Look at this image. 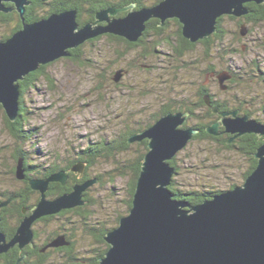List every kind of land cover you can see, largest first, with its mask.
<instances>
[{
  "label": "rangeland",
  "instance_id": "1",
  "mask_svg": "<svg viewBox=\"0 0 264 264\" xmlns=\"http://www.w3.org/2000/svg\"><path fill=\"white\" fill-rule=\"evenodd\" d=\"M43 9L40 13L44 12ZM247 14L222 15V24L227 30L223 48L209 60L205 58L204 44H197L179 55L178 42L172 39L175 33L169 32L175 29L172 22L162 34H169L166 35L170 37L168 44L155 29H151L138 46L101 34L92 43L85 41L80 44L83 45L80 57H60L43 64L35 76L26 75L23 99L29 113L22 124L24 136H27L24 143L10 133L4 110L0 109V187H18L17 179L8 173L13 146L22 148L27 163L37 167L38 171L42 167L63 165L79 156L88 144L102 140L123 141L130 130L143 129L153 115H158L162 108L174 101L185 97L196 102L201 85H208L216 93V98L228 103L235 100L233 94H237L241 102L246 99L243 104L252 110L251 118L262 117L264 81L259 75L264 78V21L247 20ZM237 21L244 24V34H239L242 25L239 27ZM7 32L8 28L0 22V37ZM209 64L214 65L217 71L230 67L239 73L241 79L233 88L222 89L218 79H214L216 76L204 73ZM119 71L120 77L115 80V73ZM250 77L252 80L249 82ZM220 118L221 115L218 120ZM193 121L196 119L190 123ZM16 129L20 130L19 127ZM140 150L138 142H130L126 149L119 150L121 152L104 155L93 164H87L89 179L96 177L83 191L89 201L83 205L82 212L88 213L90 223L106 227L117 225V217L124 212L125 200L128 199L131 162ZM174 159L179 167L177 179L181 184L197 186L204 183L216 190H227L232 184H241L250 165L247 154L226 148L220 141L212 139L190 140ZM68 184L71 182L67 181L64 186ZM57 213L34 220V242L41 245L49 234L55 237L65 229L74 237L71 250L78 253V259L92 257L99 243L92 234L78 226L77 213L64 214L70 221L76 219L74 227L69 226L62 216L51 217ZM55 247L58 246H47V252L40 253L38 257L30 253L28 258L31 262L41 259L39 264H56L60 251L53 250ZM91 250L93 252H83Z\"/></svg>",
  "mask_w": 264,
  "mask_h": 264
},
{
  "label": "water",
  "instance_id": "2",
  "mask_svg": "<svg viewBox=\"0 0 264 264\" xmlns=\"http://www.w3.org/2000/svg\"><path fill=\"white\" fill-rule=\"evenodd\" d=\"M6 2L12 6H6ZM247 2L264 0H160L138 9L133 6H110L95 12V19L80 25L77 10L53 12L44 18L25 21V7L30 0H0V11L15 9L22 27L0 40V104L9 120L15 121L21 96L20 81L41 65L70 56L69 49L101 34L111 33L135 42L146 28V22L158 18L163 24L176 18L181 33L190 42H197L216 31L222 15L242 16L249 12ZM128 8H130L128 10ZM128 10L117 17L119 11ZM105 22V24H100ZM244 24L241 34H244ZM116 72L114 79L120 77ZM230 74H217L222 89ZM207 103L208 98L205 97ZM213 111H217L216 108ZM188 113L169 111L149 127L128 138V142L148 140L132 205L116 226L107 229L103 239L108 244L99 264H264V142L254 153L257 164L239 185L220 190L211 198L191 205L175 198L168 188L175 168L170 160L197 133L194 126H183ZM234 137L246 133L264 136V123L240 114L238 110L222 112L220 120L206 127L209 134L222 131ZM23 163L16 164V176L23 178ZM84 163L76 162L70 171L82 174ZM68 172L60 170L45 179H32L30 186L40 192V199L31 214L25 216L9 242L0 234V253L15 243L20 248L32 244V223L37 218L85 203L83 191L95 179L75 183L71 191L47 198L50 181L65 185ZM68 244L63 235L50 245ZM20 257L16 264H20Z\"/></svg>",
  "mask_w": 264,
  "mask_h": 264
},
{
  "label": "trees",
  "instance_id": "3",
  "mask_svg": "<svg viewBox=\"0 0 264 264\" xmlns=\"http://www.w3.org/2000/svg\"><path fill=\"white\" fill-rule=\"evenodd\" d=\"M159 1L160 0H152L150 2H153V4H154V3H157ZM131 2L135 3L136 7L144 6V4H145L143 2V0H30V3L28 5H26V7H25L24 17H25V21L32 22V21L38 20L40 18H44L53 12H60V11L66 10V9H75V10H77V21L79 23H84L86 21H92L94 19L95 12H97L100 9L107 8L110 6L124 7L125 5H127ZM5 4L8 7L12 6V3H10V2H6ZM245 5L249 9L248 14L246 15L247 20L264 21V3L256 4L254 2H247V3H245ZM42 8H44L43 11L45 13L44 12L40 13V10ZM83 15H85V17H83ZM230 18L235 19L232 16ZM155 20L156 19L152 18L149 21H147L146 24L148 26H151L150 24ZM176 21L178 22V20H176ZM222 21H223L222 16L217 18L216 31L212 35L205 37L201 40H198L197 42H190L188 39L184 38L182 33H181V30H180L181 25L178 23L179 41H178V45L176 47H177V49H179V52H178L179 55L182 56L186 51L191 50L197 44H204L205 45L206 49H205L204 54H205V58L206 59L208 58V60L212 57V55L214 53L215 54L219 53V50H221V48H223L222 43L225 40V37L227 34V30L224 28ZM0 22L4 24L5 28H8V32L3 34L0 37V39H5V38L9 37L13 32L20 29L22 27V23H23L21 16L19 15V13L15 9L8 11V12L0 11ZM237 25L240 27L242 25V23L240 21H237ZM148 26L146 28L151 29L152 26L151 27H148ZM143 34H144V36L146 35L145 30H144ZM239 34H241L240 31H239ZM111 36L113 38L119 40V41H125L129 45H133L132 42H129L120 36H116V35H114V36L111 35ZM99 37L100 36H97V38H99ZM93 40H94V38L88 40V43H92ZM82 47H83V45H80L76 48L69 49V51L71 53L70 56L80 57V53H81L80 51H81ZM231 50H233V49H231ZM234 50H235V48H234ZM213 51H215V52H213ZM39 68L35 71L39 72V70H41L43 68V65H41ZM222 71L228 72V74H230V76H231L230 78L226 79L223 82V84L226 86L227 89L233 88L234 85L236 84V81L238 79H241L239 73L237 71L233 70L232 68L225 67L224 70L217 71L215 69L214 65H212V64H209V66L205 68L204 73L206 75L216 76L214 78L217 80L218 79L217 74H219ZM257 71H259L258 68H257ZM34 73L35 72L32 71L29 74H27V76L28 75L35 76L36 74L34 75ZM212 73H215V74H212ZM37 76H39V75H37ZM249 76H251V75H249ZM259 78L264 81V78L262 76L259 75ZM24 79L22 81H20L21 96L19 98V101H20L19 111L17 114V118L15 120L18 123L20 122V124L17 125V128L19 127L20 130H17V129L14 130L9 126L10 133H12L14 138H16L18 141H21V142L23 141L22 143H24V141L26 140V137L24 136L26 133L22 129V124L24 122L25 117L29 113V111H27V109L25 108L24 99H23V94H24V91L26 89ZM250 80H252V77L249 78V82H250ZM253 83L254 82H252V84ZM219 86H220V84H219ZM220 88H221V86H220ZM233 95H234L235 100L231 101V102H234L233 104H231V102L228 103L226 100L216 98V96H217L216 93H214L208 85H201V86H199V89L197 92L198 100L196 102L195 101L193 102V101L188 100L185 97H183L182 100L180 99L179 101H174L171 105H166L164 107V109L162 108V111H160V113L158 115L152 116V119L145 124L143 129H146L147 127H149L161 115H163L169 111L187 112L188 113V117H187L188 121H186L183 124V126L190 125V126H194L197 129V133L195 135H193L191 140H193V139L217 140V141H220L222 143V145H224L226 148H234V149L240 150L249 156L250 165H249V167H247L246 171L244 172V175H243V180H244L246 178V176L252 172V170L255 168V166L257 164V158L254 156V153H255L257 147L264 142V136H258L255 133H246L245 135H242L239 138H235L233 142L227 143L229 136H227L225 134H219V135L215 136V135L209 134L206 130V127L208 125H210L211 123H213L219 119V116L221 115L222 112H231L234 110H238V112L240 114H248L249 117H251L252 110L247 109L245 107V105L243 104L244 102H246V99H243V101L241 102L236 97L237 94H233ZM205 97L208 98L209 103L206 102ZM248 102L249 101H247V103ZM214 108H216L217 111H213ZM0 109L2 110L1 104H0ZM261 109H262V111H264L263 107H261ZM5 119L8 123V125H10L14 122V121H10L8 119V117L6 116V114H5ZM193 119H196V121L195 122L193 121L192 123H190V121ZM255 119L264 123V115H262V117H260V118H255ZM143 129H142V127H138V128L130 130L127 133V135H125L123 137V139H122L123 141H121V142H118L116 140H112V141H108V142L102 140V142H95L93 147L90 150H87V149L82 150V152L80 154H78L79 156H77L76 158L71 160L68 164H66V166L63 167L62 165H59V166L58 165H52L51 167L47 168L48 173L42 174L41 176L46 175L44 177L47 178L49 175H51L52 172H55V171L58 172V171H60L61 168L62 169L63 168L68 169L69 167L72 166V164L74 162H77V161L86 160V161H88V164H93L96 160H98L100 157H103L104 155L107 156L110 153H116L121 149L122 150L126 149L128 144H129L128 138L130 137V135L133 133H137ZM220 129L223 131L224 127H221ZM139 145L141 146V150L138 153V155L135 157V159L131 162L132 167H130V170H131L130 180L128 182V187H127L128 199L125 200V210L123 213L118 215L116 224H118L120 217L123 216L124 214H126L132 205V196H133L134 189L136 186L137 176H138V173L140 170V166L142 163L143 156H144L145 152L147 151V146H146L147 140H143L142 142L139 143ZM119 152H121V151H119ZM20 155H21L23 166L26 167L28 169V171H32V170H34V168L36 170H38L37 167H33L32 165L27 163L26 155L23 154L22 148L20 149ZM16 157H20L19 154H17ZM174 158H175V156L170 160V164L172 166H174L175 174L171 178V183L168 185V188L173 193L175 198L182 200V201H185L191 205H194V204L202 202L203 200L211 198L214 194H216L217 192L220 191V190L212 189L211 186L206 185L204 183H201L199 185L197 184V186L195 185L196 187L193 186L192 184H189V183L188 184H181L179 182V180L177 179V175L179 174V167L176 166V164L174 162V160H175ZM122 167H123V165L121 167H119L117 169V171L119 169H121ZM89 177L90 176L86 174V175H84V177L82 179H78V180H82V181L85 179L88 180ZM45 178H43V179H45ZM75 179H76V177L74 178V175L71 174L70 179H68V181H70L71 184H68L66 186L61 185L59 183L50 182L49 183V192H48L49 195L57 196V195H61V194L65 193V192L71 191V187H72L71 185L75 181ZM182 185H184L183 188H182ZM234 185L235 184L230 185V188L233 187ZM110 190H111V188H110ZM84 197L89 201V198L87 195H85ZM85 217H88V214H86ZM112 227L111 226L106 227L105 225H100L99 227L93 226L92 224L86 225V230L93 232V236L95 238H98L97 239L98 242L101 243V245H100L101 247L98 248V250H96V254H94L95 255L94 259L91 261L90 264H99V258L102 255H104L105 251L108 248V244L106 242H104L103 236L105 234V231L107 229L112 228ZM66 241H68L70 243V241L68 239H66ZM69 243L67 245L65 244L66 248H70V247H68ZM42 248H43L42 244L35 247V249L38 251H40ZM22 253H24V252L23 251H21V252L15 251L14 258L10 262V264H15L17 258ZM77 255H78V253H74V252H72V250H69L67 257L70 258V262H78L75 264H83L82 262H88V260H91L90 259L91 257H84L82 260H80V259H78ZM39 262H41V261H39ZM28 264H31V263H28Z\"/></svg>",
  "mask_w": 264,
  "mask_h": 264
},
{
  "label": "flooded vegetation",
  "instance_id": "4",
  "mask_svg": "<svg viewBox=\"0 0 264 264\" xmlns=\"http://www.w3.org/2000/svg\"><path fill=\"white\" fill-rule=\"evenodd\" d=\"M143 2L145 3L144 6L153 5V2H146L144 0H143ZM130 5L133 6L132 9H138V8L144 7V6L136 7L135 3H133V2H131V3L127 4V5H125V6H130ZM129 9L130 8H128V10ZM128 10L119 11L116 16L117 17L124 16L127 13ZM94 19H95V16H94ZM153 19H156L157 21L155 20V21H153L150 24L152 27L148 26L147 24H146V27L147 26L151 27V29H155L156 32L160 33V36L164 38V42L167 43V44L170 41V37L169 36L166 37V35H169V34H166L164 36L162 34H164V31L166 30V27L169 26L170 23L174 22L175 29H173V31H169V32H174L175 35L172 37V39L176 40L177 42L179 41V34H178V23H179V21L177 22L176 18H168V19L165 20V22L163 24L160 23L161 21L158 18L154 17ZM86 22H90V21H86ZM86 22H84V23H86ZM84 23H79V24L83 25ZM100 24H105V22H101ZM151 29L145 28V31H146L145 37L147 36V33H149ZM180 30H181V28H180ZM106 34H108L110 36L111 35L114 36V34H111V33H106ZM143 38H144V34L142 33V35L139 37V39L137 41L132 42L133 45L138 46L139 44H141L143 42ZM0 40H3V39H0ZM174 44H176V42ZM34 72H36V71L34 70ZM212 74H215V73H212ZM160 111H162V109ZM18 124H20V122L18 123L16 121H14L9 126L12 129L15 130L17 128ZM221 127H223V126H220V128ZM220 134H225V135L229 136V139L233 137V135L225 132L224 130ZM241 136L234 137L231 140V142H233L235 138H239ZM26 140H27V136H26ZM143 140H147V139L143 138L141 141H134V142L140 143ZM228 140H227V143H231V142H228ZM147 142H148V140H147ZM93 145H94V143H92L90 145L88 144L86 146L87 150H90L93 147ZM4 147H7V145H4ZM20 149L21 148H18V147L15 148L13 146L12 147V153L9 154V157L12 159L11 160L12 163L9 166L10 170L8 171V173L12 176L13 179H17V181H18L17 189H14V188L3 189V188L0 187V234L4 237L5 242H9L13 238L14 234L16 233V229H17L18 225L20 224L21 220L25 216H28L29 214H31L32 210L35 208L36 204L38 203V201L40 199V192L38 190H35V189L31 188L30 180H32V179H43V178H45L44 176H46V175H43V176H41V175L48 173V171H47L48 167H42V168L39 169V171L36 170L35 168L32 171H28V169L23 166L22 167V169H23V178L22 179L17 178V176H16V164H17L18 160L21 159ZM83 150H86V149H83ZM22 151H23V154L26 155V153H25V151L23 149H22ZM17 154H19L20 157H16ZM70 161H68L67 163L63 164L62 166L63 167L66 166V164H68ZM77 162H79V161H77ZM80 162H83L84 163V167H85L82 174L70 171L71 167H69L68 169H66V168L65 169L61 168L60 169V170H65V171L68 172V179H70L71 174L74 175V178L76 177L75 181L73 180L74 182L72 183L71 186H73L75 183H82V182L86 181L87 179H85L83 181L82 180H78V179H82L84 177V175H86V174L89 175L88 174V169L89 168L87 167L88 161L84 160V161H80ZM75 163L76 162H74L72 164V166ZM6 172H7V170H6ZM55 172H57V171H55ZM55 172H52V173H55ZM89 176H91V175H89ZM89 178H91V177H89ZM68 179H67V181H68ZM93 179H96V177H93ZM50 182L61 184L59 181H50ZM49 183H48V189L46 191V197L47 198H55V197L59 196V195H57V196L49 195V193H48L49 192ZM61 185H63V184H61ZM71 189H72V187H71ZM84 196H85V194H84ZM84 200H85L84 204L88 203V200L85 197H84ZM83 205L76 206V207H73V208L63 209V210L59 211L57 214L52 215L51 217L54 218V217H57V215L64 217V214L69 213V212L77 213V216L79 217V225L78 226L80 228H82L83 230H85V232H88L89 234L93 235V232L86 230V225L87 224H89V225L92 224L93 226L99 227L98 226L99 223H94V224L90 223L91 219L85 217V215L88 214V213L82 212L83 211L82 210ZM64 219H65L66 223H69V226L74 227L76 225L75 222H77V221H76L75 218H72L71 221L68 220L69 219L68 217H64ZM34 224H35V222L32 223V231H33L32 244H27L24 247L20 248L19 245L17 243H15L13 246L8 248L5 252H1L0 253V264H10V262L14 258L15 251H17V252L23 251L24 252L17 258V260H18L20 257H22L21 260H20V264H28V263L39 264V261L31 262V260L28 258L29 257L28 254L31 253L32 255L38 257L40 253L47 252L48 251L47 246H50V243L52 242V240L58 235H63L65 237V240L68 239L70 241V243L67 241L69 243L68 247H70V248H66L65 245L53 248V250H55L57 252L60 251L58 253V258L59 259H58V262L56 264H70V263L71 264H75V263H78V262H70V258L67 257L68 251L71 250L73 245H74V237H73V235L71 234L70 231L65 230V229H61L63 231L62 234H60V232H59V233H57L55 235V237L52 236L51 234H49L48 237L46 238V241L44 243H42L43 248L40 251H38V250L35 249V247H37L39 244H36L34 242L35 241L34 240V236H35V232H36V230L33 228V226H35ZM69 230H71V229H69ZM58 231H59V228H58ZM97 239L98 238L94 237V240H96L98 242ZM104 242H105V240H104ZM100 245H101V243H99V247H97V249H95L94 252H93V250H91V251H83V252H85V253L93 252L94 254H96V250H98V248L101 247ZM26 246H28L29 248L25 249ZM94 254L90 258L91 260H88V262H82V263L83 264H90L91 261L94 259V256H95ZM17 260H16V262H17ZM40 261H41V259H40ZM50 264H53V263L50 262Z\"/></svg>",
  "mask_w": 264,
  "mask_h": 264
}]
</instances>
